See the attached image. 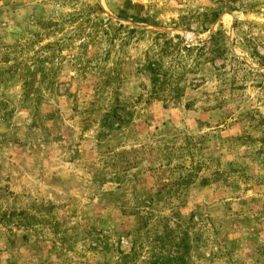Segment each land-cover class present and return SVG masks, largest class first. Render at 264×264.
Instances as JSON below:
<instances>
[{
	"label": "rangeland",
	"instance_id": "obj_1",
	"mask_svg": "<svg viewBox=\"0 0 264 264\" xmlns=\"http://www.w3.org/2000/svg\"><path fill=\"white\" fill-rule=\"evenodd\" d=\"M0 264H264V0H0Z\"/></svg>",
	"mask_w": 264,
	"mask_h": 264
}]
</instances>
